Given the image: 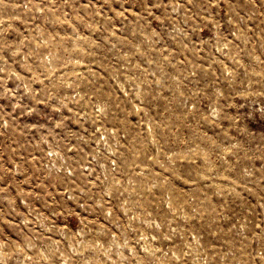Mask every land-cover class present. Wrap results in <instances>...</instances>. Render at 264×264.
<instances>
[{"label":"rangeland","instance_id":"obj_1","mask_svg":"<svg viewBox=\"0 0 264 264\" xmlns=\"http://www.w3.org/2000/svg\"><path fill=\"white\" fill-rule=\"evenodd\" d=\"M0 264H264V0H0Z\"/></svg>","mask_w":264,"mask_h":264}]
</instances>
